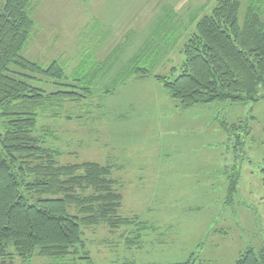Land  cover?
<instances>
[{"label":"rangeland","instance_id":"obj_1","mask_svg":"<svg viewBox=\"0 0 264 264\" xmlns=\"http://www.w3.org/2000/svg\"><path fill=\"white\" fill-rule=\"evenodd\" d=\"M250 1L241 0V23ZM36 2L37 30L23 52L27 58L43 67L58 58L68 76H97L93 91L82 99L49 101L37 132L58 150L61 164H113L114 188L123 198L110 221L82 225L89 258H81V252L66 259L5 258L0 264H171L196 250V264L221 258L232 264L247 246L264 244V99L186 109L158 77L182 66L184 42L196 22L212 14L216 1ZM135 66L142 73L129 71ZM28 74L31 84L47 92L69 83L73 88L68 90L84 94L81 82ZM223 121L246 126L230 135ZM249 123L253 137L248 138ZM236 134L245 135L240 150ZM236 169L241 170L239 187L234 200L227 201ZM77 193L89 196L94 190L78 188ZM71 211L80 214L79 208ZM134 216L155 227L143 232L141 249L127 253L122 244L134 223H117V218Z\"/></svg>","mask_w":264,"mask_h":264},{"label":"trees","instance_id":"obj_2","mask_svg":"<svg viewBox=\"0 0 264 264\" xmlns=\"http://www.w3.org/2000/svg\"><path fill=\"white\" fill-rule=\"evenodd\" d=\"M215 1L212 14L200 18L184 42L182 66L173 67L171 76H158L171 98L186 109L216 101L243 105L264 99V3L251 0L241 23V0ZM36 10V0H0V259H66L81 252V258H89L82 225L110 221L123 197L114 188L113 164H61V154L37 132L49 101L82 99L93 91L97 76L89 80L82 73L68 76L58 58L47 67L27 58L23 52L37 30ZM142 70L129 67L133 74ZM29 71L54 81L81 82L84 94L68 90L73 88L69 83L47 92L30 83ZM114 88L118 89V81L113 83V93ZM221 124L230 135L246 126L241 121ZM236 135V150H240L245 135ZM246 135L253 137L251 123ZM240 171L233 170L227 201L234 200ZM78 188H93L94 193L80 196ZM72 207L79 208L80 214H74ZM117 223H134L122 244L127 253L134 247L141 249L143 232L155 227L139 216L119 217ZM199 252L191 251L186 259L171 264H196ZM215 261L227 264L222 258ZM232 264H264V244L247 246Z\"/></svg>","mask_w":264,"mask_h":264}]
</instances>
